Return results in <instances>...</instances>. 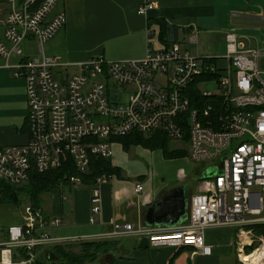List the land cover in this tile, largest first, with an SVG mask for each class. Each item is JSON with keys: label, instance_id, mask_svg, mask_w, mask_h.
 <instances>
[{"label": "built area", "instance_id": "2783aa9c", "mask_svg": "<svg viewBox=\"0 0 264 264\" xmlns=\"http://www.w3.org/2000/svg\"><path fill=\"white\" fill-rule=\"evenodd\" d=\"M57 2L0 0L7 10L0 58L12 68L11 76L24 82L28 121L24 143L0 146V180L10 186L25 184L30 169L39 173L57 168L66 156L81 175L87 172L89 155L109 159L110 138L159 133L181 143L176 149H183L192 161L214 159L201 168H214L216 173L200 179L198 190L189 196L187 217L167 230L114 223L107 234L69 239L145 235L153 248L189 246L210 255L204 230L235 226L239 264H264V232L252 230L264 224V72L258 70L264 46L241 49L228 32L222 55L201 57L189 50L196 45V32L161 41L157 28L146 27L141 58L117 61L95 55L61 63L43 50L65 23ZM137 5L136 13L145 15L155 2L138 0ZM31 39L36 53L28 55L23 43ZM11 56L17 60L8 63ZM203 83H210L213 90L200 88ZM109 177L102 174L88 186L89 223L100 211L99 186ZM79 179L70 176V187L80 184ZM18 218L20 223L5 229L2 264H29L36 249L62 241L42 231L58 225L61 218L44 217L40 208L30 204H23ZM16 247L23 248L27 258L11 262L9 255ZM244 255H253L251 261L241 260Z\"/></svg>", "mask_w": 264, "mask_h": 264}, {"label": "crops", "instance_id": "0c3cea01", "mask_svg": "<svg viewBox=\"0 0 264 264\" xmlns=\"http://www.w3.org/2000/svg\"><path fill=\"white\" fill-rule=\"evenodd\" d=\"M154 2L153 9L148 10L145 15H138L136 13L138 0H58L56 8L64 10L65 23L44 44L43 50L47 56L54 57L61 63H76L95 55L117 61L141 58L146 48V27L156 28L149 22L150 19H160L168 24L187 28L196 34L201 30L207 33L210 40L223 43L221 47L216 48L221 54L211 49L207 52L209 54L202 56L222 55L226 48L225 35L228 32L234 34L241 49L255 50L264 46V0H154ZM6 12L5 5L0 4V39ZM23 47L28 55L36 53L33 39L25 41ZM29 48H32L33 53H30ZM11 59L16 61L17 56H11L8 63ZM11 69L4 66L3 59L0 58V146L19 145L27 139L24 82L19 78H13ZM115 144L122 150L118 143ZM110 160L116 167L120 164L113 159ZM120 173L123 177L121 168ZM122 177L113 178L112 183L100 184V211L92 223L88 222L90 207L88 186L81 184L85 187L82 190L76 187L78 184L67 188L69 191L67 194L71 195L75 206L73 219L65 218L62 211L67 200L65 195L67 191L63 190V187L54 188L49 194L43 195L44 203L40 210L44 217L61 218L60 225L66 222H71L72 225L55 231L52 230L54 227L48 226L42 231L47 232L52 238L63 240L107 234L114 223L119 225L128 223L134 227L145 226L142 221L145 206L174 186L165 185L161 188L152 183H143V188L137 190L134 181L122 180ZM199 183L200 179L198 183L194 180V192L198 190ZM186 189L187 187L184 189L185 193L188 191ZM78 192L83 193L82 202L76 200ZM61 197H64L63 201ZM49 199H53L54 202L56 200L57 204L51 213ZM14 220L13 224L20 223L18 217ZM148 227L166 230L174 228L164 225ZM55 232L58 235H53ZM235 232V226H213L205 229L203 234L210 246V255L195 252L189 246L162 245L153 248L145 235L122 234L125 239L118 249V257L111 258L105 255L101 258L106 264H221L222 256L235 249ZM4 234L0 244L7 238V234L5 232ZM236 257V264H239ZM9 258L13 262L11 254Z\"/></svg>", "mask_w": 264, "mask_h": 264}, {"label": "trees", "instance_id": "16d2710c", "mask_svg": "<svg viewBox=\"0 0 264 264\" xmlns=\"http://www.w3.org/2000/svg\"><path fill=\"white\" fill-rule=\"evenodd\" d=\"M150 23L156 26L159 39L161 41H168L174 39L179 33L189 32L187 28H181L168 24L160 19L149 20ZM27 126V125H26ZM113 142L118 143L122 150L126 151L131 146H141L150 150L158 149L161 152L163 158L176 159L185 156L183 149H170L168 140L161 134H151L144 136L138 132H131L122 136H115L110 138ZM89 165L87 172L78 174L75 170L74 163L70 157L66 156V159L62 160V164L50 170L44 172H36L34 169H30L28 172V180L25 184L19 186H13L0 180V204H9L16 207L18 213L20 205L30 204L35 208H42L44 200L43 195L49 194L54 188H60L64 185L70 187L68 181L70 176H77L80 179V184L85 186L91 185L95 178L105 174L121 178L120 169L111 165V160L107 158H101L93 155L88 156ZM200 179V178H199ZM18 217V216H17ZM255 232H264V224L255 225ZM123 245L119 239H99L78 242L76 244H66L62 246L57 244L52 245L49 250L53 254V258L49 256V253L37 254L31 260L33 264H93L99 261V257L109 255L112 257H118V245ZM1 247V246H0ZM74 247H79L77 251H72ZM1 249V248H0ZM252 249V248H251ZM249 249H246L248 253ZM42 250L36 249V252ZM11 259L16 262L21 259H26L27 255L25 250L21 247L12 248ZM117 253V254H116ZM30 263V264H31Z\"/></svg>", "mask_w": 264, "mask_h": 264}, {"label": "rangeland", "instance_id": "374dc122", "mask_svg": "<svg viewBox=\"0 0 264 264\" xmlns=\"http://www.w3.org/2000/svg\"><path fill=\"white\" fill-rule=\"evenodd\" d=\"M223 43L217 42L214 40H210L209 37L207 36V33L203 32L200 30V32L197 33L196 35V45H193L189 47V50L192 54H198V55H206L209 54L211 49L215 50L216 53L221 54L216 50V48L221 47ZM222 50V49H220ZM30 53H33L32 48H29ZM263 60L264 58L259 60L258 64V70L261 72H264V65H263ZM10 63L14 62V59L9 60ZM200 88H208L213 90L214 86H212L210 83L206 84H201ZM169 143L170 149H176L181 146V143L175 142V141H167ZM113 147V153L111 151V154L109 156V160L113 159L117 161L118 167L121 168V172L123 173L122 180H130L134 181L135 186L143 188L142 184H148L152 183L153 185L159 186V187H164L165 185L168 186H178L182 185L184 187H187L186 190L187 192L193 194V190L195 188L194 180L197 181L198 183V176L201 173V168L205 167L212 163L214 160H202V161H192L188 159L187 157H182V158H176V159H168V158H163L161 155V152L158 149L150 150L141 146H131L129 149L126 151H121L118 149V146L116 144L111 145ZM112 165V164H111ZM114 166V165H112ZM116 167V166H115ZM119 168V169H120ZM115 178L113 175H111L107 180L103 181L104 182H110L112 183V179ZM63 190L67 191L66 192V197L67 200L64 203V208H62V211H64V217L68 219H73V215L75 213V206L74 203L72 202L71 195L67 194L69 191L67 190L68 186L66 185L62 186ZM78 189L82 190L85 189L84 186L78 184L76 186ZM76 200L81 201L83 200V193L78 192L76 193ZM72 202V203H71ZM48 204H51L49 213L52 211L54 212V209L56 208V200L55 202L53 199H49ZM73 205V206H72ZM23 207V203L20 205L21 209ZM68 209L69 212H68ZM68 212V213H67ZM18 216V213L16 211V207L11 206V205H3L0 204V240L4 238V232L5 228L9 224H13L15 222L14 218ZM128 224V223H125ZM71 222H66L63 224H58L57 226H52L54 227L52 230H60L62 227H69L71 226ZM252 230H254L252 228ZM111 231V227H110ZM255 234L258 232L253 231ZM52 235V234H51ZM53 235H58L57 232H55ZM52 235V236H53ZM99 239H119L121 242L125 239V236L120 234L116 235L113 237H102ZM97 239V240H99ZM89 240H96V239H89ZM89 240H78V239H69V240H62L58 242H53L49 244H45L42 246V250L36 252L37 254H44V253H49V256L53 258L52 252L49 250L51 249L52 245L56 246L57 244H60L62 246H65L66 244H76L78 242H83V241H89ZM96 240V241H97ZM121 247V244L118 245V248ZM251 249V246L248 247V249ZM79 247H74L71 250L72 251H77ZM118 250V249H117ZM118 252V251H117ZM119 253V252H118ZM121 253V252H120ZM117 254V253H116ZM236 252L235 249H231L227 254L222 256L220 262L221 264H236ZM99 261L93 264H106V262H103V259L99 257Z\"/></svg>", "mask_w": 264, "mask_h": 264}, {"label": "water", "instance_id": "95a60500", "mask_svg": "<svg viewBox=\"0 0 264 264\" xmlns=\"http://www.w3.org/2000/svg\"><path fill=\"white\" fill-rule=\"evenodd\" d=\"M216 173L214 168L203 169L199 174L200 179H207ZM182 185L174 186L158 199L144 208L142 221L146 227L164 225L175 227L187 217L186 193Z\"/></svg>", "mask_w": 264, "mask_h": 264}, {"label": "bare ground", "instance_id": "6f19581e", "mask_svg": "<svg viewBox=\"0 0 264 264\" xmlns=\"http://www.w3.org/2000/svg\"><path fill=\"white\" fill-rule=\"evenodd\" d=\"M253 256V255H252ZM252 256L251 255H244L243 257H241V260H243L244 262H246V261H248L250 258H252ZM5 260V259H4ZM250 261H251V259H250ZM247 264V263H246Z\"/></svg>", "mask_w": 264, "mask_h": 264}, {"label": "flooded vegetation", "instance_id": "af4514ba", "mask_svg": "<svg viewBox=\"0 0 264 264\" xmlns=\"http://www.w3.org/2000/svg\"><path fill=\"white\" fill-rule=\"evenodd\" d=\"M191 194L189 193V192H186V199H187V203H188V200H189V196H190ZM187 203H186V206H187Z\"/></svg>", "mask_w": 264, "mask_h": 264}]
</instances>
